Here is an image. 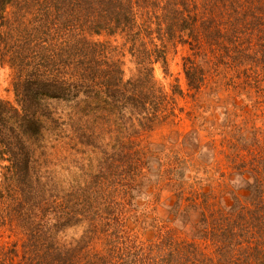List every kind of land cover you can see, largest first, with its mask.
<instances>
[{
	"label": "trees",
	"instance_id": "1",
	"mask_svg": "<svg viewBox=\"0 0 264 264\" xmlns=\"http://www.w3.org/2000/svg\"><path fill=\"white\" fill-rule=\"evenodd\" d=\"M133 31L128 48L112 54L136 58L138 74L123 81L118 58L98 63V52L119 48L88 37ZM172 47L186 49L190 98L213 138L189 134L191 149L211 162L213 136L228 134L220 146L246 157L229 174L246 196L227 211L202 210L188 241L169 230L145 241L122 225L140 222L122 212H139L137 195L170 186L179 211V200L197 205L204 196L190 185L185 155L143 148L176 118L151 85L153 64L166 66ZM0 57L14 71L15 98L0 99V228L13 239L1 243L2 231L0 264H264V0H0ZM93 99L109 116L86 117ZM224 101L246 118H227ZM87 152L86 165L78 156Z\"/></svg>",
	"mask_w": 264,
	"mask_h": 264
},
{
	"label": "rangeland",
	"instance_id": "2",
	"mask_svg": "<svg viewBox=\"0 0 264 264\" xmlns=\"http://www.w3.org/2000/svg\"><path fill=\"white\" fill-rule=\"evenodd\" d=\"M20 20L25 23L24 18L21 17ZM134 33L135 31L130 33L119 32L109 35L104 32L100 35L88 37V40L93 43L108 44L109 48L107 47L105 49L106 51L110 48L112 49V47L119 48V50L116 48L113 51H108V53L103 52L105 53L103 55H100L98 52L100 56L98 63H104L108 59L116 62V59L118 58L119 62L114 66L120 68L123 81H127L138 74V68L135 61L136 58L133 59L132 57H129V55L126 57L123 54H121V56L119 55L126 40L133 36ZM62 39L60 41H62ZM124 47L128 48V46ZM117 51L120 52L118 53L119 56L114 58L112 54H117ZM186 55L187 52L185 48L178 47L173 49L172 47L169 49L166 56V66H163L161 63L153 64L151 85L157 89L158 93L160 92L163 96H161L162 99H166V109L168 110V113L174 114L176 118L172 123L166 121V124L157 127V129L154 130V133L148 138L146 137L143 148L146 147L147 149V143H149V147L154 150L157 157L158 154L160 155V149L162 148L171 150L174 153L185 155L187 162L191 164L190 170L187 171L188 176L191 178V180H189L190 185H192L195 191L198 189L197 192L199 195L203 194L204 196L201 197L200 200L197 199V205L192 204L187 206L186 203H182V201L179 200L183 209L182 211H179L180 207L175 206L174 204L178 199L176 197V191L172 190L170 186L157 187L156 184H152V195L150 197L147 198V196L144 195L136 196L137 205L140 206V208H137V211L139 210V212H134L131 209L122 211L129 213L131 217H133V215L139 217L140 222L136 218H130L129 220H126V222L122 220V225H124L128 231L136 234L140 240H154L160 230H169L174 235L175 239H186L188 241L193 237V228L198 225L202 210L207 211L213 206V208L227 211V209L233 204L234 197L243 200L246 196V184L242 182L241 178L236 174L235 177L234 175L229 177V174H232V172L236 170H232L231 167H240L241 163H245L246 157L243 159V154L240 155L238 153V156L235 153H233L234 155H231V152L227 151L226 146L225 148L223 147V149L221 148V140L225 145L226 136L229 137L228 134H225L223 137L213 136L215 139L214 146L216 147L217 152L216 154L213 152V159L211 162L207 160V155L204 158L197 149H191V146H195V144H192L194 141L191 140L189 134L190 136L191 134L197 135L196 133L198 132L201 143L205 142L207 139L210 140V138L212 140L213 138L204 130L205 128L202 124V120L199 118V115L196 114L200 108L194 109L193 101L190 98L192 91L188 90L182 68L183 57ZM13 81V69L7 65V58L3 59L0 57V99L12 104H14L15 99L12 86ZM205 92L206 90H203L201 93ZM201 98L205 100L203 104H208L209 106L212 105L215 109L216 104L213 100L210 98L207 99L204 95L203 97L201 96ZM90 104L91 106L89 107L84 106L83 111L87 113V118L92 119L91 121H93V119L101 120V117L109 116L107 111L109 106L104 102L93 99L90 100ZM218 104L221 106L222 103L218 102ZM57 107L58 108L55 110L61 112L62 104L57 105ZM221 108L223 109L221 113L225 110L227 111L225 113L227 118L231 113H237L234 117L235 123H240L243 118H246V113L236 111V109L232 110L229 107V104L227 106V101L223 102ZM51 111L53 112V109ZM215 114H219V112H215ZM229 119L231 120L232 117H229ZM227 123V121H222L218 123V125H221L223 129L229 130V127L226 126ZM62 130L67 134L69 128L63 126ZM45 134L51 137L49 131ZM235 152H237V150ZM235 156H237L238 159L234 160L232 158ZM78 157L83 158V161L86 162L85 164L87 165L89 163H87L85 159L91 157V154H88L87 152ZM215 159L218 162L217 164H215ZM68 161V158H66L64 163H68ZM151 164L156 168L159 167V163ZM5 166H7V163L0 162V185L4 179V173L6 172L4 169ZM193 171L194 174L192 173ZM170 175L172 174L170 173ZM148 178V183H153L160 179L157 178L155 180L154 177L150 175H148ZM148 183L145 184V188ZM125 208L127 207L125 206ZM144 218H147L148 220L144 221ZM9 228L10 227L0 228V235L3 231V240H1V243L13 240L8 238L9 232L6 229ZM199 235L200 237H203L201 236V233Z\"/></svg>",
	"mask_w": 264,
	"mask_h": 264
}]
</instances>
